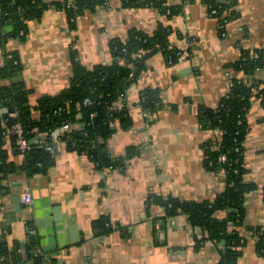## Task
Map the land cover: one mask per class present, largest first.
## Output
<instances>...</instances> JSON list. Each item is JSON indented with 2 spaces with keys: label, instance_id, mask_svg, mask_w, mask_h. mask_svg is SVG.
<instances>
[{
  "label": "crops",
  "instance_id": "obj_1",
  "mask_svg": "<svg viewBox=\"0 0 264 264\" xmlns=\"http://www.w3.org/2000/svg\"><path fill=\"white\" fill-rule=\"evenodd\" d=\"M167 1L180 11L170 15L155 6L108 0L72 24L65 9L50 4L41 19L27 21L23 38L14 36L11 23L4 26L0 66L6 52L20 54V78L32 89V105L69 86L72 50L88 67L110 64L112 42L127 40L134 29L153 34L160 25L171 28L170 43L184 54L176 65L163 52L146 60L125 97L132 124H117L106 144L117 164L100 168L88 153L61 140L45 172L16 170L0 180V244L9 251L25 243L32 227L46 264H219L217 243L205 239L208 234L188 215L168 216L156 197L204 202L224 191V172L205 166L203 147L220 142L222 130L204 128L199 110L219 105L228 92L230 65L241 60L243 50H264V0H236L238 17L225 27L204 0ZM259 76L264 78V70ZM149 89L158 91L152 111L142 104ZM248 124L244 179L257 188L246 195L245 222L264 226V105L257 95ZM10 134L4 137L8 160L21 164ZM25 192L32 196L30 205L22 201ZM100 218L108 229L98 234L94 223ZM245 234L239 264H264L257 236Z\"/></svg>",
  "mask_w": 264,
  "mask_h": 264
},
{
  "label": "trees",
  "instance_id": "obj_2",
  "mask_svg": "<svg viewBox=\"0 0 264 264\" xmlns=\"http://www.w3.org/2000/svg\"><path fill=\"white\" fill-rule=\"evenodd\" d=\"M108 0H0V42L4 43V26L13 25L14 36L25 37L28 32V20L41 19L44 10L56 5L67 11L72 24L83 12L95 10L106 5ZM209 9L217 10L221 17L226 10L230 19L238 17L234 7L236 0H204ZM130 6H155L170 15L177 14L180 8L168 5L167 0H124ZM171 28L160 25L156 32L148 34L142 30L131 31L127 40L116 39L111 44L113 61L110 64L100 63L93 67L84 65L78 52L72 50L73 77L69 86L57 95H44L35 105L31 104L32 89L20 78L24 69L20 54L16 51L6 52L5 63L0 66V180L9 173L21 170L28 175L35 171L45 172L52 159V153L45 147L52 143L53 131L70 124L71 130L61 135L68 148L86 152L100 168L115 165L119 161L106 150L107 141L117 132L118 126L127 129L132 120L128 105L121 110L113 108L114 102L127 92L146 67V60L163 52L171 63L179 59L182 51L170 43ZM259 57H252V51L243 50L241 60L231 64L234 72V86L225 95L216 108L202 106L199 120L204 128L222 130L220 142L208 141L205 149L204 164L207 168L224 172L226 186L214 201H182L174 197L164 199L156 197L168 216L184 213L194 227H200L208 235L205 239L214 240L220 250L219 264H239L243 247L248 243L245 232L257 236L256 248L264 256V226L246 224L245 200L248 192L257 188L255 183L244 179V142L248 132V113L252 97L261 99L264 105V78L259 72L264 70V50H256ZM142 53V56H138ZM89 98L90 102L85 100ZM158 91L146 90L142 104L146 110L156 107ZM10 112H16L11 117ZM37 114V115H35ZM9 119L3 124L2 119ZM21 123L30 140L31 148L23 163L8 160L4 148V137L16 124ZM78 125V126H77ZM15 152V134L11 133ZM47 136V138H43ZM99 141V143H98ZM99 145V146H98ZM226 154L225 162L220 160ZM224 216H218V212ZM106 219L100 218L94 223L96 233L106 231ZM29 229L27 240L16 250L9 251L6 245L0 244L1 264H15L29 261L31 264H46L42 253L36 251L37 239ZM203 241V239H201ZM200 240V242H201ZM224 242V244H222Z\"/></svg>",
  "mask_w": 264,
  "mask_h": 264
},
{
  "label": "built area",
  "instance_id": "obj_3",
  "mask_svg": "<svg viewBox=\"0 0 264 264\" xmlns=\"http://www.w3.org/2000/svg\"><path fill=\"white\" fill-rule=\"evenodd\" d=\"M212 15L216 16L217 10L215 8L210 9ZM0 12H1V8H0ZM230 15V11L226 10L223 12L222 16H216L218 18H220L221 20V26L225 27V25L232 19H230L228 16ZM138 56H142V53H138ZM184 54L180 53L179 59L174 62L171 63L172 65H176L179 61H181L183 59ZM252 57L254 58H258L259 57V52L258 51H252ZM227 75L229 76V83H228V92L227 94L232 90L233 86H234V81H233V77H234V72H228ZM226 94V95H227ZM86 103L90 102V99L87 98L85 100ZM126 99L123 96H120V98L118 100H116L114 102L113 108L117 109V110H121L124 106H126ZM10 116L11 117H16L17 113L16 112H10ZM9 119H2L3 124H5ZM78 126V125H77ZM72 126L70 124H66L63 125L60 129H56L55 131H53L52 133V143H47L45 145L46 149L48 151H52L53 146L56 142L61 141V135L64 134V132L71 130ZM9 132L15 134V145H16V149L18 150V155L22 158L25 159V156L27 154V152L30 150L31 145H30V140L26 137V131L23 127V125L21 123H16L10 130ZM43 138H47V136H44ZM227 159L226 154H222L220 157V160L222 162H225ZM22 201L24 204L26 205H30L32 202V196L29 192H25L22 194ZM36 251L38 253H42L39 245H37L36 247Z\"/></svg>",
  "mask_w": 264,
  "mask_h": 264
},
{
  "label": "water",
  "instance_id": "obj_4",
  "mask_svg": "<svg viewBox=\"0 0 264 264\" xmlns=\"http://www.w3.org/2000/svg\"><path fill=\"white\" fill-rule=\"evenodd\" d=\"M98 143H99V141H98ZM98 146H99V145H98ZM222 244H224V242H223Z\"/></svg>",
  "mask_w": 264,
  "mask_h": 264
}]
</instances>
